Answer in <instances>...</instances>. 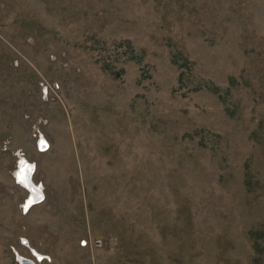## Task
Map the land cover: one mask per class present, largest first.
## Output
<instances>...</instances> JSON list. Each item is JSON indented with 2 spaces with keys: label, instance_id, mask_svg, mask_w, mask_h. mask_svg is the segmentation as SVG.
<instances>
[{
  "label": "rangeland",
  "instance_id": "374dc122",
  "mask_svg": "<svg viewBox=\"0 0 264 264\" xmlns=\"http://www.w3.org/2000/svg\"><path fill=\"white\" fill-rule=\"evenodd\" d=\"M19 256L264 264V0H0V264Z\"/></svg>",
  "mask_w": 264,
  "mask_h": 264
},
{
  "label": "bare ground",
  "instance_id": "6f19581e",
  "mask_svg": "<svg viewBox=\"0 0 264 264\" xmlns=\"http://www.w3.org/2000/svg\"><path fill=\"white\" fill-rule=\"evenodd\" d=\"M40 144L42 146H45V144H47V143H44V141H42V139H41ZM18 164H19V162H17V165ZM22 169H23V172L21 171ZM18 170H20V172L15 177V178H17L16 180H18V182H19V183L18 182L17 183L20 184L21 186L26 187V189L29 191L27 198L25 199L24 203L21 206V207H24L26 209V208L30 207L31 205H34L38 202V198H40V195H41L40 194L41 188H40V186L37 188L39 191L34 190L32 188L34 186V184L30 181V180H32L31 179L32 176L30 174L33 170L32 166H30L29 164L24 162L23 164H20ZM16 172H17V170H16ZM28 182H30V184L33 186L31 187Z\"/></svg>",
  "mask_w": 264,
  "mask_h": 264
},
{
  "label": "built area",
  "instance_id": "2783aa9c",
  "mask_svg": "<svg viewBox=\"0 0 264 264\" xmlns=\"http://www.w3.org/2000/svg\"><path fill=\"white\" fill-rule=\"evenodd\" d=\"M40 141H41V139L39 140V147L40 148H43L44 149V146H42L41 144H40ZM19 162V161H18ZM38 186V185H37ZM39 187V186H38ZM28 210V208H24V207H22V211L24 212V213H26V211ZM37 255V257H38V259H40V256H41V254L40 253H38V252H35V256ZM36 257V258H37ZM21 259H25V260H27L28 261V263L27 264H35L31 259H28V258H26V257H23V256H19L18 258H17V260L20 262V264H22L21 263Z\"/></svg>",
  "mask_w": 264,
  "mask_h": 264
},
{
  "label": "water",
  "instance_id": "95a60500",
  "mask_svg": "<svg viewBox=\"0 0 264 264\" xmlns=\"http://www.w3.org/2000/svg\"><path fill=\"white\" fill-rule=\"evenodd\" d=\"M29 183V185L32 187L33 185H31L30 184V182H28ZM34 190H37V191H39L37 188H38V186L37 185H35L34 184V186L32 187ZM21 263L22 264H27L28 263V261L27 260H25V259H21Z\"/></svg>",
  "mask_w": 264,
  "mask_h": 264
},
{
  "label": "flooded vegetation",
  "instance_id": "af4514ba",
  "mask_svg": "<svg viewBox=\"0 0 264 264\" xmlns=\"http://www.w3.org/2000/svg\"><path fill=\"white\" fill-rule=\"evenodd\" d=\"M20 172V170H18V173Z\"/></svg>",
  "mask_w": 264,
  "mask_h": 264
},
{
  "label": "snow or ice",
  "instance_id": "6c2138e0",
  "mask_svg": "<svg viewBox=\"0 0 264 264\" xmlns=\"http://www.w3.org/2000/svg\"><path fill=\"white\" fill-rule=\"evenodd\" d=\"M21 171L23 172V169Z\"/></svg>",
  "mask_w": 264,
  "mask_h": 264
}]
</instances>
